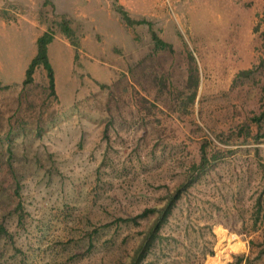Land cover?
Listing matches in <instances>:
<instances>
[{
	"label": "rangeland",
	"instance_id": "374dc122",
	"mask_svg": "<svg viewBox=\"0 0 264 264\" xmlns=\"http://www.w3.org/2000/svg\"><path fill=\"white\" fill-rule=\"evenodd\" d=\"M234 8L0 0V264H264V7L249 27ZM47 30L76 51L72 72L68 49L52 58L55 94L42 65L18 77Z\"/></svg>",
	"mask_w": 264,
	"mask_h": 264
},
{
	"label": "trees",
	"instance_id": "16d2710c",
	"mask_svg": "<svg viewBox=\"0 0 264 264\" xmlns=\"http://www.w3.org/2000/svg\"><path fill=\"white\" fill-rule=\"evenodd\" d=\"M117 12L120 14L121 18L129 25L132 24H140V23H148V25H151V23L145 19H132L128 12L123 8L122 5L118 4L116 7ZM262 23L264 25V17L262 19ZM63 31L68 32L67 27H62ZM151 29V36L154 41L155 47L164 49V48H170V44L165 42L164 40L160 39L158 35ZM52 40V34L50 31H45L43 32L36 40V46H37V52L36 55L32 58L30 63L28 64L26 70H25V79L23 80V83L26 84L27 82L32 81V74L33 71L36 67L42 65L43 68L46 69L47 72V77H48V82H49V87L50 90L52 91L53 94H55V80H54V72L52 65L49 61L48 54H47V45L48 43ZM75 46L74 44H72ZM76 56V55H75ZM188 84L189 86L193 87V90L191 91L189 95V100L193 101L196 95V87H197V78L193 77L192 75L189 76L188 79ZM100 87H104L103 84L100 85ZM249 120L253 121L255 124H257L258 130H261L264 128V109L257 115H253L252 117L249 118ZM247 125V123L245 124ZM247 134L250 133L249 129L245 131ZM262 136H264V131L261 133ZM206 161H208L207 156L205 155L204 151H202V156H201V162L200 165L202 166ZM183 185L185 183L179 184L171 193L168 194L166 202L164 205H162L160 208L155 209L156 210V223L155 225L148 231V235L145 237L143 240V243L138 247L137 252L139 251L137 260L144 255V250L147 248L149 245V241L154 237L155 234H157L158 231V225L159 223L163 222V220L167 217V214L169 211L172 209V206L174 202L179 198L181 190ZM150 211H153V209H145L140 216H146Z\"/></svg>",
	"mask_w": 264,
	"mask_h": 264
},
{
	"label": "crops",
	"instance_id": "0c3cea01",
	"mask_svg": "<svg viewBox=\"0 0 264 264\" xmlns=\"http://www.w3.org/2000/svg\"><path fill=\"white\" fill-rule=\"evenodd\" d=\"M221 1L222 2L225 1L230 6L234 5L235 6L234 9L236 10L234 12V14H237L240 16V22L239 23L242 25H246L248 27L250 26V23H249V21H247L246 16L251 15V14H247V13H252V8H254V12H256V10L257 9L259 10L261 6L264 7V0H251V1L250 0H240L239 3H236L233 0H218V4H221ZM232 1H233V4H232ZM251 2H252V4H251ZM247 4L252 6V8L251 7L249 8V11H247V9H245V5H247ZM223 6L226 8L228 7L225 4ZM220 7H221V5H220ZM223 10H226V9H223ZM245 12H246V14H245ZM262 16L264 17V9H262ZM42 33L43 32L40 31V32H37L35 34V36H32L29 39L25 38V41L28 44L29 55H27V56L23 55L24 58L21 60L22 64L20 62L19 66H17V67H19L18 70H20V67H23V68L26 67L30 63L32 58L36 55V52H37L36 40ZM23 41H24V39H23ZM34 45H35V47H34ZM62 49L63 50L68 49V51H69V58L68 59L71 63V65L69 67L70 68L69 72H72L73 67H74V58L76 55L75 54L76 51H75L74 47L66 41L64 36L63 37L58 36L57 38L56 37L52 38V40L47 45V54H48L49 61L52 65V68L54 70V67H55L54 63L52 61V58L55 57V54H59L60 51H62ZM20 71L21 72L18 74V77L23 72L22 68ZM54 76H55V74H54ZM70 78L71 77H69V79H68L69 81H70ZM71 80H72V78H71ZM70 96H71V100H69V104L72 103V101L76 97L75 93L73 91H72V94Z\"/></svg>",
	"mask_w": 264,
	"mask_h": 264
}]
</instances>
